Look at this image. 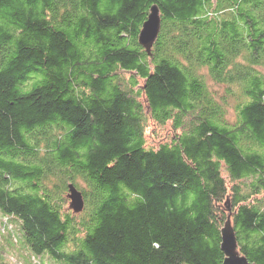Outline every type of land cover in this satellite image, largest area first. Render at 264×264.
Here are the masks:
<instances>
[{
    "label": "trees",
    "instance_id": "1",
    "mask_svg": "<svg viewBox=\"0 0 264 264\" xmlns=\"http://www.w3.org/2000/svg\"><path fill=\"white\" fill-rule=\"evenodd\" d=\"M263 65L264 0H0V239L27 264H222L229 196L264 264ZM202 69L239 82L235 124ZM149 118L168 142L147 147Z\"/></svg>",
    "mask_w": 264,
    "mask_h": 264
},
{
    "label": "rangeland",
    "instance_id": "2",
    "mask_svg": "<svg viewBox=\"0 0 264 264\" xmlns=\"http://www.w3.org/2000/svg\"><path fill=\"white\" fill-rule=\"evenodd\" d=\"M238 61H242L241 58H239ZM257 69L264 73V65L263 66H257ZM203 79L205 80L209 91L211 94H213V97L215 100L224 103L226 114L224 116L225 121L228 124H235L237 120V112L236 107L238 104L242 101L241 96V88L239 82H235L232 84L229 83H218L212 80L210 75L208 74V71L206 69L201 70ZM142 83V81H140ZM141 101L143 103V98H141ZM144 108L147 111V105L144 104ZM174 131L171 129V123L168 122L165 125L159 126L158 124H155L150 118L148 120V127L145 131V139L147 147H156L159 143H165L170 140V138L173 136ZM222 176L226 178L227 184L230 185L231 181L228 177V173L226 171L225 166L222 164ZM240 182H247V180H241ZM258 198L264 199V193L260 194ZM68 206V202L66 204ZM221 208L225 214V216H228L229 211L232 214L233 208L230 204V197L228 196L224 203H221ZM229 209V210H228ZM1 222H4L0 220ZM10 222V221H9ZM17 227V226H16ZM18 228V227H17ZM0 231H2V227L0 226ZM17 231V230H15ZM6 233V232H5ZM16 237L18 238V244H16L15 248H9L8 245L6 247L5 243L0 239V259H3L8 264H18V262H22L23 264H27V259L24 258V256L20 254V251H22L20 246L22 243L19 240L18 235L16 234ZM18 250H17V249ZM23 252V251H22Z\"/></svg>",
    "mask_w": 264,
    "mask_h": 264
},
{
    "label": "water",
    "instance_id": "3",
    "mask_svg": "<svg viewBox=\"0 0 264 264\" xmlns=\"http://www.w3.org/2000/svg\"><path fill=\"white\" fill-rule=\"evenodd\" d=\"M161 25V18L159 9L156 5H152L149 10L147 19L142 24L140 32L138 34V43L144 48L147 55H151L152 47L158 37ZM70 199V206L74 212H79L83 208V197L80 191H78L72 184L68 186ZM229 210V209H228ZM221 232V244L220 249L224 254L222 264H249L244 255L238 250V243L234 230L231 226V213L226 218Z\"/></svg>",
    "mask_w": 264,
    "mask_h": 264
}]
</instances>
